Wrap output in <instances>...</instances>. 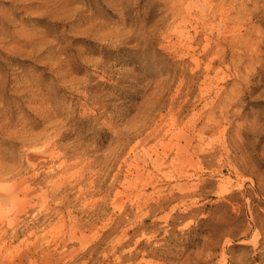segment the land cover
Wrapping results in <instances>:
<instances>
[{
  "label": "rangeland",
  "instance_id": "374dc122",
  "mask_svg": "<svg viewBox=\"0 0 264 264\" xmlns=\"http://www.w3.org/2000/svg\"><path fill=\"white\" fill-rule=\"evenodd\" d=\"M0 264H264V0H0Z\"/></svg>",
  "mask_w": 264,
  "mask_h": 264
}]
</instances>
